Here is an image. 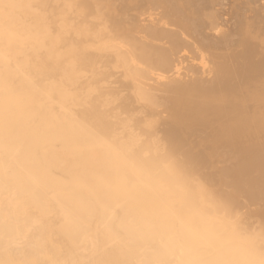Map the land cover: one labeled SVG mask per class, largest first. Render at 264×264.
Here are the masks:
<instances>
[{"label": "bare ground", "instance_id": "obj_1", "mask_svg": "<svg viewBox=\"0 0 264 264\" xmlns=\"http://www.w3.org/2000/svg\"><path fill=\"white\" fill-rule=\"evenodd\" d=\"M0 264H264V0H0Z\"/></svg>", "mask_w": 264, "mask_h": 264}]
</instances>
